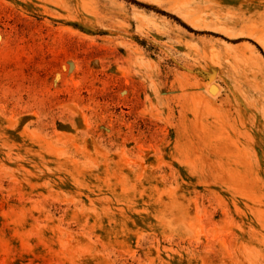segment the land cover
<instances>
[{
	"label": "rangeland",
	"instance_id": "374dc122",
	"mask_svg": "<svg viewBox=\"0 0 264 264\" xmlns=\"http://www.w3.org/2000/svg\"><path fill=\"white\" fill-rule=\"evenodd\" d=\"M0 264H264V0H0Z\"/></svg>",
	"mask_w": 264,
	"mask_h": 264
}]
</instances>
